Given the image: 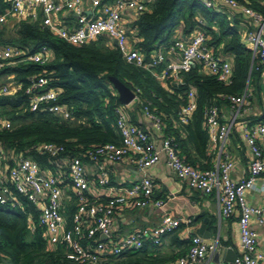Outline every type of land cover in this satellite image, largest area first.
I'll return each mask as SVG.
<instances>
[{"label": "built area", "instance_id": "1", "mask_svg": "<svg viewBox=\"0 0 264 264\" xmlns=\"http://www.w3.org/2000/svg\"><path fill=\"white\" fill-rule=\"evenodd\" d=\"M199 1L205 8L225 6L247 19L251 28L244 34V38L251 48L252 57L258 60L255 70L261 72L264 78V14L234 0ZM6 3L8 10L0 14V32L9 17H16L47 28L53 35L74 46L88 44L106 35L117 43L116 47L128 64L146 70L164 64L159 75L160 80L172 78L178 82L181 73H188L200 66L204 74L215 78L217 82L225 86L233 84L232 65L221 60L206 46L207 37L202 31L195 32L186 41H176L169 48V53L173 55L172 60L167 61L163 52L159 51L153 55L152 62L146 64L142 55L132 48L121 17L125 10L134 12L135 18L143 14L147 10L146 0H113L106 4H102L101 0H92L93 13L89 16L83 10V0H6ZM63 11L75 15L76 26L73 29H65L56 24V16ZM49 59L50 53L46 48L35 54L26 55L16 47L0 46V69L22 62L43 65ZM10 93L7 86L1 87L0 95ZM25 93L30 96V111L48 112L64 119L70 117L68 110L56 103L58 94L49 87L45 77L32 78ZM227 99L230 109L237 112L250 105L247 91L238 96H229ZM133 102L140 104L135 94L130 104ZM129 105H122L116 110L120 144H104L86 154L89 163L97 170L96 189L107 192L104 201L90 198L93 187L82 161L74 158L67 163L68 181L76 202L72 229L65 230L60 213L63 191L58 175L43 173L39 165L30 159H21L13 166H8L11 154L4 152L1 144L0 205L19 208L22 206L19 198H24L37 212L35 223L33 217L28 215L30 230L34 231L36 226L41 227L49 247L53 248L63 243L66 246L65 257L72 264H99L107 251L114 256H120L125 251L141 250L147 242L158 245L164 234L177 229L182 223L189 222L163 216L160 227L143 228L113 244H107L111 239L112 218L117 207L142 209L152 204L161 208L163 202L154 200V185L149 178H143L130 187L112 188L105 166L127 163L144 171L158 163L163 156L166 168L177 179L186 182L190 189L206 195H215L223 219H230L236 210H239L238 253L232 264H264V250L257 247V234L251 227L253 222L264 226V207H252L246 202L249 192L264 193V182L258 185V180L264 173V147L261 144L264 143V122L250 127L243 126L242 139L247 145L251 160L248 176L234 181L230 177L232 160L228 154L221 151L230 133L231 124L222 120L219 108L211 106L205 112L208 140L221 147L217 162L210 169L199 171L185 164L171 138L163 137V121L157 113L150 110L149 103L143 106V114L150 122L151 128L162 135L159 148L144 129L128 122L125 109ZM195 110L194 92L189 90L187 104L178 112L179 123L188 124ZM1 127L8 129L10 124L2 122ZM40 150L50 158H56L63 151L62 147L53 144H43ZM101 235L106 237L105 242H97L96 239ZM83 237L93 243L87 247L82 246L79 240ZM217 250V241L210 243L199 236H193L186 254L180 256L174 264H207Z\"/></svg>", "mask_w": 264, "mask_h": 264}, {"label": "trees", "instance_id": "2", "mask_svg": "<svg viewBox=\"0 0 264 264\" xmlns=\"http://www.w3.org/2000/svg\"><path fill=\"white\" fill-rule=\"evenodd\" d=\"M112 1L102 0L101 3ZM234 1L264 14V0L261 4L257 0ZM146 8L127 26L132 48L142 55L146 64L152 62L155 52L167 51L174 44L179 29L184 35L181 41L202 31L207 37L206 46L221 60L231 57L233 84L225 86L217 82L204 74L200 66L181 73V83L172 78L163 81L159 75L164 64L148 70L128 64L118 48L102 36L88 44L74 46L47 28L19 20L8 35L0 32V46L16 47L26 55L46 48L50 59L43 65L22 62L0 69V79L12 75L21 85L15 94L0 95V144L4 152L11 154L8 166L30 159L43 173L57 174L62 187L69 182V160L78 158L86 166L89 151L108 143L120 144L116 110L122 104L110 82V78H115L137 96L140 104L136 105L142 111L149 103L150 110L159 115L164 125L163 137L174 141L186 165L199 171L212 167V157L207 156L209 135L205 112L211 106L219 109L229 106L227 97L238 96L247 84L249 87L254 84L255 75H261L255 70L258 60L252 57L239 20L222 8H205L199 0H146ZM6 10V0H0V14ZM37 76L45 77L49 87L57 92L56 103L68 110V119L29 110L30 96L25 90ZM189 90L194 92L196 110L188 124L181 125L178 112L187 104ZM2 122L9 123L10 128H2ZM43 144L62 147L63 151L56 158H50L40 150ZM19 199L22 203L19 208L0 205V264H72L65 257L63 243L49 247L41 227L30 230L28 215L35 223L37 212L24 198ZM75 211L76 205L67 209V229L72 228ZM79 241L84 247L93 243L86 237Z\"/></svg>", "mask_w": 264, "mask_h": 264}, {"label": "crops", "instance_id": "3", "mask_svg": "<svg viewBox=\"0 0 264 264\" xmlns=\"http://www.w3.org/2000/svg\"><path fill=\"white\" fill-rule=\"evenodd\" d=\"M257 2L261 4L262 0H257ZM220 8H222L223 12H227L229 16H234L239 20L240 30L243 35L250 30L251 26L242 14L225 6ZM83 10L87 16L93 13L92 0H83ZM121 17L126 28L135 20L134 12L130 10L122 12ZM19 20L20 19L16 17H9L1 31L4 32L5 35H8ZM55 21L59 27L65 29H73L76 26L75 15L68 11H63L58 14ZM102 37L107 39L109 44L114 45V41L108 36L103 35ZM183 39L184 35L182 29H179L173 41L176 42ZM220 49L221 46L219 50ZM162 52L166 56L167 61L172 60L173 55L169 53V49ZM226 59V61L232 65L231 57L226 56ZM177 83H181V79ZM163 85L166 86L165 84ZM3 86H7L11 92L10 95L15 94L21 88V85L14 81L12 75L0 79V89ZM245 91H247L250 96V105L248 108H242L239 112L230 109V106H223L220 109L222 120L225 123L231 124L230 133L221 151L228 154L232 160L233 168L230 172V177L234 181L248 176V166L251 160L247 145L242 139L243 126L250 127L264 122V120L261 121L264 117V78L262 74L255 75L254 84H251L250 87L247 84ZM136 104L137 103L133 102L125 109L128 122L144 129L149 134L155 146L159 148L162 135L151 128L150 122L145 118L143 111ZM261 144L264 147V143L261 142ZM220 148V145L213 144L208 140L207 156L212 157V166L217 162ZM105 168L108 172L110 186L112 188L120 189L130 187L143 178H149L154 185V200H161L163 202L161 208H157L152 204L142 209L117 207L112 218L110 231L111 239L107 244H113L119 239L143 228L160 227L163 216H169L174 220L180 219L189 222L187 224L182 223L177 229L164 234L158 245L147 242L141 250L133 252L125 251L120 256H114L107 251L103 254L99 264H115L116 262H123L124 264H174L180 256L186 254L190 239L193 236H199L210 243L217 241L218 250L208 260L207 264H232L225 261V259L228 255L230 256V254H235L236 256L238 253V209L230 219H223L215 195H206L202 192L190 189L186 182L177 179L172 172L166 168L163 156L158 163L148 167L144 171L127 163L107 164ZM46 173L49 172L46 171ZM86 174L90 180L91 187H93L91 189L90 198L105 200L107 192L105 190L96 189L95 187L97 178L95 166L88 163L86 165ZM65 180L67 182V179ZM262 182H264V173L260 176L258 185ZM62 191L61 206L64 205L65 207L60 208V213L64 220L65 230H70L67 229V209L72 205H76V202L69 182L63 184ZM246 202L252 207H264V193L256 191L249 192L246 196ZM201 226H203L207 234H209V238H203L199 235L198 232ZM251 227L257 234V247L260 250H264V226H259L256 222H253ZM96 240L97 242L106 241L101 240L100 236ZM219 248H224L231 253L221 254V252L220 256L217 257V261L214 258L216 254L219 253Z\"/></svg>", "mask_w": 264, "mask_h": 264}, {"label": "water", "instance_id": "4", "mask_svg": "<svg viewBox=\"0 0 264 264\" xmlns=\"http://www.w3.org/2000/svg\"><path fill=\"white\" fill-rule=\"evenodd\" d=\"M117 43L114 42V46L116 47ZM110 82L114 88V90L116 91L117 97L119 102L122 105H129L132 100L134 99V94L131 90H129L125 85H123L121 82H119L117 79L115 78H110ZM199 235L202 236L203 238H209V234H207V232L205 231L204 227L201 226V228L199 229ZM101 240H106V237L101 235L100 236ZM222 252V253H221ZM220 253H227L230 254L231 252H229L228 250L224 249V248H219V253L216 254L215 256V260H217V257L220 256ZM229 256V255H228ZM226 257L225 261L232 263L235 259V254H230L229 257ZM218 261V260H217Z\"/></svg>", "mask_w": 264, "mask_h": 264}]
</instances>
